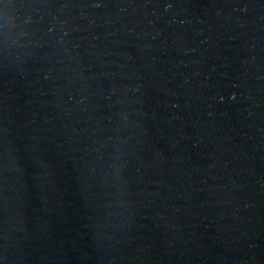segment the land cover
<instances>
[{"label":"water","instance_id":"95a60500","mask_svg":"<svg viewBox=\"0 0 264 264\" xmlns=\"http://www.w3.org/2000/svg\"><path fill=\"white\" fill-rule=\"evenodd\" d=\"M0 264H264V0H0Z\"/></svg>","mask_w":264,"mask_h":264}]
</instances>
